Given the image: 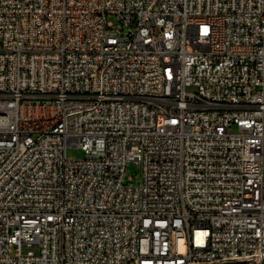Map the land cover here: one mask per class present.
Segmentation results:
<instances>
[{"label": "built area", "instance_id": "1", "mask_svg": "<svg viewBox=\"0 0 264 264\" xmlns=\"http://www.w3.org/2000/svg\"><path fill=\"white\" fill-rule=\"evenodd\" d=\"M262 262L264 0H0V264Z\"/></svg>", "mask_w": 264, "mask_h": 264}, {"label": "rangeland", "instance_id": "2", "mask_svg": "<svg viewBox=\"0 0 264 264\" xmlns=\"http://www.w3.org/2000/svg\"><path fill=\"white\" fill-rule=\"evenodd\" d=\"M109 21H112L114 24H117V20L113 16H109ZM85 157V152L78 146H68L65 149V158L68 160H79ZM140 171L136 163L129 162L126 166L125 171V182L137 183L140 179ZM28 250L36 251L34 246L22 245L21 251L26 252ZM264 264V262L260 263Z\"/></svg>", "mask_w": 264, "mask_h": 264}]
</instances>
